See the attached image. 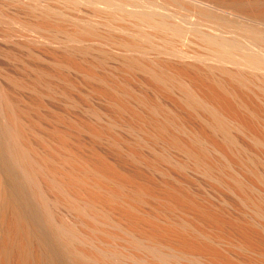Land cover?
<instances>
[{
    "label": "bare ground",
    "instance_id": "bare-ground-1",
    "mask_svg": "<svg viewBox=\"0 0 264 264\" xmlns=\"http://www.w3.org/2000/svg\"><path fill=\"white\" fill-rule=\"evenodd\" d=\"M3 1L5 3L0 4V37L6 41L24 40L31 43L32 40L44 43L45 47L56 45V49L59 48L58 45H77L79 54L85 57L92 55L100 67L107 66L109 61L117 62L120 67L117 70L114 66V71L121 69L127 77H132L128 75L131 73L140 74L167 98L175 97L179 109L187 110L189 116L206 132H197L187 124L185 118L173 111L175 108L172 110L168 104L159 102L161 97L165 98L164 95L161 94L159 100L147 99L142 95V87V93L133 90L129 84L120 82L119 78V81L112 78L108 69L104 68L107 73L105 74L111 79L107 80L105 74H102L104 77L99 71V74L93 72L92 65V68L85 69L84 59H81V62L85 67L74 59L76 64L80 65L79 69H75L76 73L80 70L81 77L83 75L86 80L104 87L100 92L102 95L113 94L118 103L120 102L111 104L118 117L116 114V118H112L102 113L106 118L105 129L109 134L103 135L95 131L91 136L97 139L105 137L115 148L121 145L123 148L126 145L139 151L147 149L150 157L145 158V161L153 170L158 171L157 173L160 172L169 178L161 172V165L169 167L172 172H178L183 179H189L190 172L206 180L212 190H216L215 193L218 191L221 196H224L222 192L233 195L237 205L236 211L249 218V227L254 229L257 236H264V0H53L57 1L54 2L57 6L64 5L57 3L67 4L65 12L77 10L81 17L72 16L70 12L71 15L66 14L64 10L59 11L62 6L57 8L58 10H55L56 6L50 8L54 7L50 6L53 5V1L49 3L51 0H48L46 5L43 3L44 7L41 6V0V3L39 0ZM4 6L18 8V11L22 9L20 12L24 11L29 17L25 16L34 17L35 20L26 22L29 20L26 18V21L22 22L23 18L20 17V20L17 16L21 14L16 12L5 15L2 11ZM6 7L5 10L8 9ZM195 42L204 53L185 49ZM2 43L4 45V42ZM38 43L35 44L38 46ZM25 47L23 49L26 50ZM105 48L106 51L103 50ZM65 54L70 56V61L74 57L71 56V51L67 50ZM71 67L65 69H72ZM135 77L132 78L136 79ZM144 81L142 85H145ZM146 87L148 86L145 85ZM66 89H63L64 95L67 94ZM160 91L158 93H161ZM249 94L255 97L257 103L250 99ZM1 95L2 93L0 103L4 100L5 105L11 108L14 105L11 106V99H5ZM39 95L36 94L37 97ZM68 95L70 93L66 99ZM136 106L143 108L148 114L147 117L135 112L134 108H138ZM128 107L132 110V116H129L131 122H127L122 116L124 112H129ZM13 108L14 106L11 109ZM14 111L15 108L13 113ZM2 113L4 114V110ZM94 113L103 120L104 117L98 111L95 110ZM16 114L14 115L18 116ZM45 115L47 118L48 115ZM7 117V123L10 120L15 124L20 116L14 117L11 114ZM25 123L22 124L24 128ZM34 124L36 125V122ZM15 125L14 127L17 126ZM27 125L31 127L32 124ZM116 126L125 129L132 142L119 138L115 132ZM6 127L0 126V264H10L12 259L13 264H264V247L249 243L244 237L242 238L246 241L238 239L239 236L234 233L215 229L216 227L212 226L214 218L211 220L206 209L198 205V202L196 204L194 200L182 195H173L171 198L175 199V202L165 196L156 195L154 191L155 194L142 188L144 181L139 186L126 178L118 177L115 168L112 169L115 172L109 173L111 176L97 170L95 165V169L89 168L79 161L80 159L70 155L72 153L75 156L78 152H70L73 148L66 152L64 149L68 154H63L58 152V148L57 152L51 150L50 148H55L53 145L47 146L49 153L44 151L47 155L44 154V157L41 154L42 158L36 152L40 158L39 162L42 161L44 165L43 168L30 157L35 150H40H34L35 146L32 145L28 148V145L32 144L30 140L27 141V147H22L18 130L15 129L16 133ZM44 137L42 138L45 140ZM241 138L247 140L251 147L243 143ZM61 139L65 142V137L63 139L62 136ZM23 142L27 143L26 140ZM170 151H174L175 156ZM91 153L94 154L93 151ZM130 154L132 152L126 156ZM110 168L108 167V170ZM36 177L41 178L46 191L53 194L54 199L50 198L52 201H49L46 192L45 196L48 198L44 197V192H40L39 189H42L43 185L38 182V178L35 181ZM128 178L130 180V177ZM171 189L177 190H173V187ZM223 201L219 202L224 204ZM63 210L69 217L60 213ZM231 219L233 220V217ZM75 221L83 228H76ZM217 223L221 224L216 222V226ZM238 227L237 223L235 228ZM231 229L232 232L235 231L233 227ZM245 234L243 232L242 235Z\"/></svg>",
    "mask_w": 264,
    "mask_h": 264
},
{
    "label": "rangeland",
    "instance_id": "rangeland-1",
    "mask_svg": "<svg viewBox=\"0 0 264 264\" xmlns=\"http://www.w3.org/2000/svg\"><path fill=\"white\" fill-rule=\"evenodd\" d=\"M40 1V0H39ZM41 1H42V3H41ZM40 1V3L42 4L41 6H43L46 2H49L48 0H45V1H43V0H41ZM53 0H51L49 3H51ZM57 2V1H53V5H50V4H48V5H50V6H54V7H50V6H48L47 5V7H50V8H55V6H56V8H55V10H58L59 8H61L60 6H62V9H60L59 11H62L63 12V10H64V12H65V9L67 8V4H65V3H57V4H64V5H56L55 3ZM5 2L3 1V0H0V4H4ZM44 3V4H43ZM46 5V4H45ZM44 5V6H45ZM43 6V7H44ZM63 6H64V8H63ZM5 7L6 6H4V9L2 10L3 11V13L5 14V15H10V14H16V13H20L21 14V16H19V14L17 15L19 18L21 17V18H23V20H21V18H20V20L22 21V22H25L26 20V18H27V20L28 21H26V22H29L30 20H32V22H33V20H35V18L33 17H30V18H28L29 16L23 11V12H20V11H22V9H19V11H18V8H14V7H6V9L8 8H10V10H5ZM58 8V9H57ZM12 9V10H11ZM15 9H16V11H15ZM54 10V9H53ZM67 10V9H66ZM69 10V9H68ZM83 10V9H82ZM9 11V12H8ZM11 11V12H10ZM14 11V12H13ZM18 11V12H17ZM16 12V13H15ZM69 12L72 14V16H75V17H77V16H79V17H81L82 15H80L81 13L80 12H78L77 10H69L68 12L66 11L65 13L67 14H69ZM183 12V11H182ZM182 12H180V13H182ZM78 13V14H77ZM71 14H69V15H71ZM183 14H185V12H183ZM182 14V15H183ZM25 15H27V16H25ZM23 16V17H22ZM31 16H33L32 14H31ZM102 30V28L100 29V31ZM115 35H117V36H122V34H118V33H115ZM5 40V41H4ZM8 40V39H7ZM9 41V42H8ZM8 41H6V39H3V38H1L0 37V91H4V92H0V94L2 93V95L1 96H3L5 99H8V100H10L11 99V101H10V103H11V106H12V104H14L13 106H14V108H15V111H14V113H13V110H14V108L13 109H11L10 107H7L6 105H5V103H4V100L0 103V110H4V114L2 113V111H0V114H1V116H0V124L1 125H3V127H6V128H9V129H11L12 131L14 130L15 132H16V130H18L17 132L21 135V137H20V135H19V137H20V141H19V143L20 142H22V144H21V146L22 145H26V144H29L28 142H29V140L32 142V144H29L28 146V148H30V145H32L33 147L35 146V148H34V150L36 149V148H38L40 151H42V152H40V151H38V150H35V152H33V147H31V152H33L32 154H30V157H31V159H34V162L36 163V161H37V163L36 164H40V166L42 165V167L44 168V165H43V163H42V161H40L39 162V159L40 158H42V155H44V154H46V152H47V154L49 153L47 150V146H49V147H52L51 145H53V147H55V148H50L51 150H54V151H56L57 152V148H58V152H60V153H63L64 152V149H65V152L66 151H69V148H73V150H75V151H73L72 149H70L71 151L70 152H80V154L77 152V154H75V156L72 154V153H70V155L71 156H73V157H75L76 159H80L79 161H82V163L84 162V164L85 165H87L89 168H93V169H95V168H97V170H101V172H103L104 174H108V175H110L111 176V174L113 173V172H115L114 170H112V169H114L115 168V170H116V172H118V173H115L118 177L119 176H121V177H123V178H126L128 181H130V182H132V184H135V185H139V186H141L140 184H142L143 183V181H144V183L142 184L143 186H142V188H144L145 190H147V191H150V192H155L156 193V195H159V196H165V198H167V199H169V200H171V201H174L175 202V199H173V198H171V197H173V195H179V196H181L182 195V197H184V196H186L185 198H187V199H192V200H194L195 202H196V204H198V205H201L202 207H203V209L205 208L206 210V213H207V215H208V217H211L210 219L211 220H213L212 218H214V220L215 221H212V222H214L213 224H215V226L212 224V226L215 228V229H221V231L222 232H226V233H234V235H236V236H239V237H237L238 239H242V240H244V241H246L245 239H247V242H249V243H253V244H259V246H261V247H264V236L262 235H260V234H258V236H257V234L255 233V231H254V229L250 226L249 227V225L251 224L250 222V220H249V218H247L245 215L243 216V214L241 213H239L238 212V210L236 211V208H237V205L235 204L236 203V200H235V197L232 195L231 196V194H229L228 193V195L225 193V192H222V195H224V196H221L219 193H221V192H219L218 193V191H217V193L220 195H218L217 193H215L216 192V190L214 189V190H212L213 188H211L207 183V181L205 180L204 181V179H202L200 176H197V175H194V174H192V173H188L189 175V179H183V178H181V176H180V174L178 173V172H176V171H174L173 170V172H172V169H170L169 167H163L164 165H161L162 167H160L161 168V172H164L165 174H167L168 176H169V178L168 177H165V176H163L160 172V174L159 173H157L158 171H156V170H153L149 165H148V162H146L145 161V158L147 159L148 157H150V154L148 153V151H147V149L145 150V149H143V150H134V148H132L131 146H126V145H124L123 146V148H122V145L119 147V148H115V147H113V146H111L108 142H107V140H106V138L104 137L103 139H97V138H95L94 136H91V134L92 133H95V131L97 132V133H102L103 135H108L109 134V131L107 130V129H105L106 128V123H105V116H103V114L104 115H108L109 117H112V118H116V116L118 117V115H117V111H115V109H113V107L111 106V104H113V102L114 103H118V99L113 95V94H108L107 93V96H106V94H101L100 92H101V90L102 89H104V87H102L100 84H98V83H95V82H93V81H90V80H86L85 79V77L82 75V77H84L83 79H82V77H81V74H82V72L80 71V70H77V71H79L78 73H76L75 72V69H79L78 68V66H80V65H77L76 64V60H77V62H80L79 64H83V63H85V64H83V65H85V66H83L82 65V67H85V69H87V67H88V69L91 67L92 68V66L94 67V68H92V71L93 72H95L96 74H99V73H101L100 75H102V74H105L106 73V71H104V68H105V70H107V71H109L108 72V74H110V75H112V78H114V79H116V81H119L118 80V78L120 79V82H123V83H126V84H129V86L133 89V90H136V91H139L140 93H142V90H143V93H142V95H144L147 99H151V100H153L154 98L155 99H157V100H159L160 99V97L162 96V95H164L165 96V98L167 99H165V98H163V97H161V99L159 100V102H161L162 101V103L164 104V105H166V104H168L167 106H169V108L170 109H174L173 111L174 112H178L177 114L179 115V116H181L184 120H187L186 122H187V124L188 125H190L191 127H193L197 132L200 130V132H206V130L202 127V126H200V124L196 121V120H194L193 118H191V116H189V112L187 111V110H185V109H183L182 108V110H181V108L179 109V105H177L178 103H177V101L175 100L176 98L174 97L173 98V96H171V97H168L167 98V96L164 94V93H162L160 90H158L154 85L152 86V84L149 82V81H147L143 76H141L140 74L138 75L137 73H131V74H128V75H130V76H132V77H135L136 76V74H137V76L135 77L136 79H139V78H141L140 80H136V79H134V78H132V77H127V75L122 71L121 72V69H120V71H117V70H119V67L120 66H118V64H117V62H111V61H109L108 62V65L107 66H105L104 68H102V67H100L95 61H94V59H93V57H92V55H89V56H87V57H85L83 54H79V48L77 47V45H71V47L75 50V53H74V50L73 49H70L71 47L70 46H62V47H60V45H58L57 46V48L59 47V48H62V49H56L55 47H56V45H55V47L53 46V45H47L46 47H45V45H43L44 43H41V42H34V41H32L31 40V43H30V41H24V40H12V42H11V40H8ZM23 43H22V42ZM2 42H4V45H3V43ZM7 42V43H6ZM15 42V43H14ZM28 44H27V43ZM34 42V43H33ZM29 43H30V45H29ZM35 43H38V46H37V44H35ZM6 44V45H5ZM8 44V45H7ZM19 44H21V45H19ZM23 44V45H22ZM25 44H27V45H25ZM28 46V47H30V49L28 48V47H25V46ZM8 46V47H7ZM10 46V47H9ZM14 46H16V47H14ZM22 46V47H21ZM43 46H44V48H43ZM52 46V47H51ZM7 47V48H6ZM26 48V50L25 49H23V48ZM34 47V49H32ZM35 47H36V49H35ZM42 47V48H41ZM50 47V48H49ZM70 47V48H69ZM11 48V49H10ZM20 48V49H19ZM38 49H41V50H38ZM68 51H71L72 52V55L71 56H73L74 55V57H72V58H70V59H72L73 60V63H72V60L70 61L69 60V57L70 56H67V54H65L66 52H67V50ZM186 50H188V51H192V52H198V53H204V50L201 48L200 49V46H199V44L197 43V42H195V44H192L191 46H189L188 48H185ZM30 50V51H29ZM33 50V51H32ZM52 50V51H51ZM62 50V51H61ZM103 50H105L106 51V48L105 49H103ZM45 51V52H44ZM56 51H57V53H56ZM32 54H31V53ZM52 52H55V54L53 53L52 54ZM60 52H62V53H60ZM94 53H95V51H93ZM40 53V54H39ZM48 53V54H47ZM29 54H31V56L29 55ZM38 54H39V56H38ZM59 54V55H58ZM63 54V55H62ZM44 55V56H43ZM46 55V56H45ZM48 55H49V57H48ZM51 55V56H50ZM34 56V57H33ZM60 56V57H59ZM29 57V58H28ZM62 57V58H61ZM64 57V58H63ZM66 57V58H65ZM32 60H31V59ZM36 58V59H35ZM40 58V59H39ZM44 58V59H43ZM60 58V59H59ZM88 58V59H87ZM64 59H66V60H64ZM74 59H76V60H74ZM84 59V61H86L87 62V65H86V62H81L82 60ZM86 59V60H85ZM33 60H35V61H33ZM41 60H43V62L41 61ZM60 60V61H59ZM64 60V61H63ZM67 60H69V61H67ZM52 61H54V62H52ZM90 61V62H89ZM28 62V63H27ZM36 62V63H35ZM33 63V64H32ZM90 63V64H89ZM188 63V62H187ZM58 64V65H57ZM67 64H69L68 66H67ZM74 64V65H73ZM117 64V65H116ZM32 65H34V66H32ZM49 65H50V67H49ZM52 65V66H51ZM60 65V67H62V69L60 68V67H58ZM77 67H76V66ZM90 65H92V66H90ZM97 65V66H96ZM109 65H110V67H109ZM112 65V66H111ZM43 66V67H42ZM65 66V67H64ZM71 67L72 69H70V68H67V70H68V72H67V70L65 69L66 67ZM114 66H115V68L117 69L116 71H114ZM31 67V68H30ZM48 67V68H47ZM96 67V68H95ZM99 68V70H98V68ZM106 67H108V68H106ZM113 67V68H112ZM33 69V70H32ZM74 69V70H73ZM95 69V70H94ZM103 71H101V70ZM41 70V71H40ZM58 70V71H57ZM60 70H62V71H60ZM32 71V72H31ZM37 72V74H36V72ZM64 71V72H63ZM98 71H99V73H98ZM40 72V73H39ZM52 72V73H51ZM111 72H113V73H111ZM117 72V73H116ZM47 75H46V74ZM48 73H50V74H48ZM63 75H62V74ZM58 74V75H57ZM107 74V73H106ZM105 74V75H106ZM118 74V75H117ZM133 74V75H132ZM50 75V76H49ZM105 75H102V76H104L105 77ZM115 75V76H114ZM121 75V76H120ZM34 76V77H33ZM64 76V77H63ZM107 76V75H106ZM119 76V77H118ZM127 77V78H125V77ZM15 77V78H14ZM33 77V78H32ZM41 77V78H40ZM63 77V78H62ZM67 77V78H66ZM109 77V78H108ZM122 77H124L123 79H122ZM8 78H10V79H8ZM17 78V79H16ZM36 78V79H35ZM44 78V79H43ZM63 80H62V79ZM65 78H66V80H65ZM107 80H109L110 79V76L108 75L107 77ZM143 78V79H142ZM11 79H12V82L10 83V81H11ZM40 79V80H39ZM43 79V80H42ZM68 79V80H67ZM128 79V80H127ZM144 79H145V81H144ZM16 80V81H15ZM42 80V81H41ZM45 80H46V82H45ZM111 80V79H110ZM123 80V81H122ZM135 80V81H134ZM7 81H8V83H7ZM33 81H35V82H33ZM40 81V82H39ZM43 81H44V83H43ZM65 81V82H64ZM70 81V82H69ZM88 81V82H87ZM90 81V82H89ZM128 81V82H127ZM140 81V82H139ZM145 82V85H147L148 87H146L145 88V85L143 84L142 85V82ZM14 82V83H13ZM16 82H18L17 84H16ZM84 82V83H83ZM139 84H138V83ZM150 83L149 85H148V83ZM32 83V84H31ZM40 83H41V85H40ZM46 83V84H45ZM50 83V84H49ZM53 83V84H52ZM71 83H73V84H71ZM93 83H95V84H93ZM130 83H131V85H130ZM25 84V85H24ZM28 84H30V85H28ZM43 84V85H42ZM19 85V86H18ZM51 85V86H50ZM55 85V86H54ZM140 85V86H139ZM142 85V86H141ZM152 86V87H151ZM29 87V88H28ZM32 87H34V89L32 88ZM54 87V88H53ZM72 87V88H71ZM99 87V88H98ZM102 87V88H101ZM141 87H142V90L140 91V89H141ZM49 88H51V90L49 89ZM55 88H57V90L55 89ZM58 88H59V90H58ZM62 88V89H61ZM67 88V89H66ZM69 88H70V90H69ZM98 88V89H97ZM144 88V89H143ZM148 88H150V89H148ZM3 89V90H2ZM30 89V90H29ZM36 89H38V91L36 90ZM63 89H66V93L68 94V93H70V95H68L69 97H68V99H66L67 98V94L66 95H64L65 94V90H63ZM73 89V90H72ZM153 89V91H151ZM33 90V91H32ZM145 90V91H144ZM148 90V91H147ZM37 91V92H36ZM41 91V92H40ZM43 91V92H42ZM54 91H56V92H54ZM62 91V92H61ZM71 91V92H70ZM72 91H73V93H72ZM158 91H160L161 93H158ZM36 92V93H35ZM54 92V93H53ZM58 92V93H57ZM62 94H61V93ZM64 92V93H63ZM157 92V93H156ZM5 93V94H4ZM39 93H42L43 95H39ZM46 93V94H45ZM94 93V94H93ZM148 93V94H147ZM153 93H155V94H153ZM36 94L37 95H39L38 97L36 96ZM45 94V95H44ZM57 96H56V95ZM72 94V95H71ZM79 94V95H78ZM156 94H157V97L158 98H156ZM162 94V95H161ZM7 95H9V97L6 96ZM51 95V96H50ZM111 95V96H110ZM160 95V96H159ZM13 98H15V99H12V97ZM71 96H72V98H71ZM73 96H74V98H73ZM80 96H82V97H80ZM85 96V97H84ZM151 98H150V97ZM249 96H250V99L253 101L254 100V102H256L257 103V100L255 99V97L253 96V95H251V94H249ZM17 97V98H16ZM43 97V98H42ZM61 97V98H60ZM79 97V98H78ZM108 97H110V98H108ZM252 97V98H251ZM19 98V99H18ZM40 98V99H39ZM174 100H173V99ZM62 99H63V101H62ZM82 99H84V100H82ZM88 99V100H87ZM108 99V100H107ZM110 99V100H109ZM112 99V100H111ZM170 100V102H168L169 100ZM36 100L38 101V102H36ZM44 100H45V102H44ZM69 100V101H68ZM166 100V101H165ZM13 101V102H12ZM15 101V102H14ZM18 101V102H17ZM43 101V102H42ZM71 101H73V102H71ZM76 101V102H75ZM116 101V102H115ZM172 101V102H171ZM173 101L175 102L176 101V103H173ZM40 102V103H39ZM75 102V103H74ZM164 102H166V103H164ZM36 103V104H35ZM38 103V104H37ZM74 105H73V104ZM77 103V104H76ZM120 103V102H119ZM118 103V104H119ZM171 103H173V104H171ZM21 104V105H20ZM40 104V105H39ZM110 104V105H109ZM3 105V107L1 108V106ZM18 105V107L20 108V109H17L18 107H16V106ZM43 105V106H42ZM71 105H73L72 107H71ZM86 105V106H85ZM27 106V107H26ZM37 106V108L35 109V107ZM38 106H39V108H38ZM178 106V109L179 110H181V111H179L178 109H176V107ZM22 107V108H21ZM136 107H138V106H136ZM4 108V109H3ZM8 108H9V110H8ZM71 108V109H70ZM94 110H93V109ZM98 108V109H97ZM130 107H128V113H126V112H124V113H126V114H122V116H123V119H125L126 118V121L127 122H131V119L129 118V116L131 117L132 116V110H131V108L129 109ZM139 109H140V107H138ZM138 108H134V109H136V111L135 112H138V114L139 115H141V116H143V117H147V115L148 114H146V111L145 110H143V108L142 109H140L139 111L137 110ZM24 109H26V110H24ZM28 109H30V110H28ZM38 109V110H37ZM90 109V110H89ZM93 111H92V110ZM10 110L12 111V112H10ZM18 110H21V112L20 111H18ZM39 110H40V112H39ZM56 110V111H55ZM98 111L101 115H102V117H104L103 118V120L102 119H99L98 118V116L94 113V111ZM108 110V111H107ZM113 110V111H112ZM178 110V111H177ZM17 111V112H16ZM25 111V113H27V115L25 114V113H23ZM27 111V112H26ZM91 111L93 112V113H91ZM107 113H106V112ZM127 111V110H126ZM142 111L145 113H142ZM7 112V113H6ZM8 112L10 113V114H8ZM18 114V116H15L14 114H16V113ZM105 112V113H104ZM114 112H116V113H114ZM141 112V113H140ZM103 113V114H102ZM130 113H131V115H130ZM188 113V114H187ZM13 115L14 117H22V119L19 117V118H17V119H20L19 121L16 119V123H17V121H18V123L15 125L14 123V125L16 126V127H14V125L10 122V120H8V123L5 121L6 119H9L7 116L8 115ZM16 114V115H17ZM20 114V115H19ZM22 114H24V115H22ZM48 115L47 116V118L46 117H44V115ZM61 114V115H60ZM65 114V115H64ZM94 114H95V117H94ZM110 114V115H109ZM115 114H116V116H115ZM143 114V115H142ZM45 115V116H46ZM53 115V116H52ZM57 115V116H56ZM113 115V116H112ZM146 115V116H145ZM65 116V117H64ZM97 116V117H96ZM190 117V119L189 118H187V117ZM5 117V118H4ZM43 117L45 118V119H43ZM55 117V118H54ZM31 118V119H30ZM50 118V119H49ZM59 118V119H58ZM55 119V120H54ZM70 119V120H69ZM189 119V120H188ZM21 120H22V122H21ZM31 122H30V121ZM42 120V121H41ZM41 121V122H40ZM46 121V122H45ZM60 121V122H59ZM66 121H68V122H66ZM6 122V123H5ZM19 122H21L20 124H19ZM26 122V123H25ZM30 122V123H29ZM36 122V125L34 124ZM40 122V123H39ZM49 122V123H48ZM73 122H75L74 124H73ZM82 122V123H81ZM193 122V124H191ZM4 123V124H3ZM10 123V124H9ZM23 123H25V128H24V126L22 125ZM52 123V124H51ZM57 123V124H56ZM89 123V124H88ZM12 124V125H11ZM19 124V125H18ZM27 124H32V125H30L31 127H29ZM39 124V125H38ZM70 124V125H69ZM72 124H73V126H72ZM77 126H76V125ZM85 126H84V125ZM87 124L88 125H90V127L92 128L93 126H94V128H90L89 129V127H87ZM100 124H102V125H100ZM199 124V125H198ZM0 125V126H1ZM6 125V126H5ZM23 127H22V126ZM28 127H27V126ZM34 125V126H33ZM79 125V126H78ZM12 128H11V127ZM19 126H21V128H19ZM43 126V127H42ZM197 126V127H196ZM199 126V127H198ZM28 129H27V128ZM46 127V128H45ZM79 127H81V128H83L84 127V129L82 130V129H80ZM14 128V129H13ZM43 128V129H42ZM57 128V129H56ZM73 128H75V129H73ZM121 127H118L117 128V126L115 127V132H116V134L118 135V137L119 138H125L124 140H128V141H130L131 140V138H130V136H129V134H127V132H126V130L125 129H120ZM125 128V127H124ZM203 128V129H202ZM16 129V130H15ZM22 129H25V131L24 130H22ZM29 129H34L33 131L32 130H29ZM48 129V130H47ZM59 129V130H58ZM61 129V130H60ZM73 129V130H72ZM29 130V131H28ZM45 132H44V131ZM51 130V131H50ZM78 130V131H77ZM82 132H81V131ZM205 130V131H204ZM27 131V132H26ZM34 131H35V133H34ZM53 131V132H52ZM57 131V132H56ZM80 131V132H79ZM94 131V132H93ZM16 132V133H17ZM59 132H62V134L61 133H59ZM66 133V135H65V133ZM85 132V133H84ZM87 132V133H86ZM30 133V134H29ZM34 134V136H33V134ZM37 133V134H36ZM51 133V134H50ZM68 133V134H67ZM108 133V134H107ZM28 134V135H27ZM32 134V135H31ZM53 134V135H52ZM57 134V135H56ZM31 135V136H30ZM37 135V136H36ZM40 135V136H39ZM42 135V136H41ZM36 136V137H35ZM39 136V137H38ZM45 136V137H44ZM55 136V137H54ZM62 136H63V139H64V137H65V142H63V140L61 139L62 138ZM38 137V138H37ZM41 137V138H40ZM42 137H44L45 138V140L42 138ZM58 137H59V139H58ZM94 137V138H93ZM36 138V139H35ZM130 138V139H129ZM50 139V140H49ZM62 141H61V140ZM67 139V140H66ZM23 140H26V142L27 143H24L23 142ZM41 140V141H40ZM42 140H43V142L44 141H46V142H44L46 145H44L43 144V142H42ZM56 140V141H55ZM240 140H242V138L240 139ZM50 141V142H49ZM58 141H59V143H58ZM105 143H104V142ZM243 141V143H245V144H247V146H250L251 147V145H250V143H248L247 142V140H245V139H243L242 140ZM30 142V143H31ZM37 142H40V143H38L37 144ZM49 142V143H48ZM61 142H62V144H61ZM67 142H68V144H67ZM130 142H132V141H130ZM36 143V144H35ZM52 143V144H51ZM41 144V145H40ZM47 144H49V145H47ZM67 144V145H66ZM66 145V146H65ZM69 145H70V147H69ZM73 145V146H72ZM108 145V146H107ZM24 146H22V147H24ZM40 146V147H39ZM46 147V148H44V147ZM79 146V149L77 150V147ZM26 147H27V145H26ZM63 147V148H62ZM76 147V148H75ZM82 147V148H81ZM60 148L61 149H63V150H60ZM68 148V150H66ZM43 149V150H42ZM46 149V150H45ZM83 150V151H82ZM114 150V151H113ZM44 151H46V152H44ZM62 151V152H61ZM94 152V154H96V155H94L93 153H91V152ZM135 151V152H134ZM143 151V152H142ZM30 152V153H31ZM39 153V156H40V158H39V156H37L38 154L37 153ZM64 152V153H65ZM129 152L131 153L132 152V154H130V156L129 155H127L126 156V154H129ZM135 154H137V155H134L133 156V154L134 153ZM140 152H142V154L140 153ZM171 153H173L172 155L173 156H175V152L174 151H170ZM63 153V154H64ZM143 153H145V154H143ZM34 154V155H33ZM42 154V155H41ZM46 154V155H47ZM65 154H68V152L67 153H65ZM123 154V155H122ZM147 154V155H146ZM33 155V156H32ZM89 155V156H88ZM120 155V156H119ZM141 155V156H140ZM142 155H144V156H142ZM103 156V157H102ZM137 156V157H136ZM178 156V155H177ZM176 156V157H177ZM32 157H34V158H32ZM44 157H45V155H44ZM80 157V158H79ZM96 157V158H95ZM100 159H99V158ZM135 157V158H134ZM144 157V158H143ZM36 158V159H35ZM87 158V159H86ZM89 158V159H88ZM125 158V159H124ZM126 158H127V160H126ZM139 160H137V159ZM140 158V159H139ZM141 158H143V159H141ZM178 158H179V156H178ZM38 159V160H37ZM91 159V160H90ZM101 159L103 160V161H101ZM130 159H132V160H130ZM136 159V160H135ZM36 160V161H35ZM130 160V161H129ZM133 161V162H132ZM135 161V162H134ZM103 162H105V164H103ZM138 162H141L140 164L138 163ZM144 162H146V163H144ZM144 164H145V166H144ZM93 165H95V168H94V166ZM102 165H103V167H102ZM105 165V166H104ZM147 165V166H146ZM96 166H98V167H96ZM110 168L109 170H108V167ZM41 167V168H42ZM113 167V168H112ZM99 168H101V169H99ZM103 168H106L105 170L103 169ZM149 168H151V169H149ZM164 168H165V170H164ZM163 170V171H162ZM171 172H170V171ZM106 171V172H105ZM110 171V172H109ZM170 172V173H169ZM175 172V173H174ZM109 173H111V174H109ZM175 175H174V174ZM114 174V175H115ZM122 174V175H121ZM171 174H172V176H171ZM177 174V175H176ZM115 175V176H116ZM179 175V176H178ZM161 176H163V177H161ZM194 176V177H193ZM128 177H130V180H129V178ZM176 178L175 180H177L176 182L174 181V178ZM178 177V178H177ZM180 177V178H179ZM38 177H36L35 178V181H36V179H37ZM133 178H135V179H133ZM172 178V179H171ZM39 179V183L41 184V185H43V188H44V191H43V188L42 189H39L40 190V192H44L43 194H44V197H46V196H48L49 197V201L53 198L54 199V196H53V194H51V192L50 191H46V187H44L45 186V183H44V181L41 179V178H38ZM37 179V180H38ZM197 179V180H196ZM164 180V181H163ZM166 180V181H165ZM187 180H189V181H187ZM203 180V181H202ZM142 182V183H141ZM168 182V183H167ZM172 182V183H171ZM199 182V183H198ZM203 182V183H202ZM35 183H37V182H35ZM38 183V184H39ZM152 183V184H151ZM180 183H182V185L180 184ZM186 183V184H185ZM39 184V185H40ZM165 184L166 185H168V186H165ZM175 184H176V186H175ZM191 184V185H190ZM37 185V184H36ZM38 185V186H39ZM40 185V186H41ZM146 187H145V186ZM199 185V186H198ZM39 186V187H40ZM170 186V187H169ZM181 186H183V187H181ZM191 186V187H190ZM38 187V188H39ZM42 187V186H41ZM164 187V188H163ZM167 187V188H166ZM171 187H173V190L176 188L177 190H174L175 192L176 191H178V192H176V193H174V191H172V189H171ZM188 187V188H187ZM147 188V189H146ZM149 188V189H148ZM169 188H170V190H169ZM159 189V190H158ZM162 189V190H161ZM166 189H168V190H166ZM157 190V191H156ZM182 190H183V192H182ZM188 190V191H187ZM169 191H172V192H169ZM215 191V192H214ZM45 192H46V196H45ZM153 192V193H154ZM159 194H158V193ZM164 194H162V193ZM168 193L167 195H169V196H167V195H165L166 193ZM51 194V196H50V194ZM154 193V194H155ZM174 193V194H173ZM180 193V194H179ZM187 193H188V195H187ZM195 193V194H194ZM215 193V194H214ZM225 193V194H224ZM171 194V195H170ZM186 194V195H185ZM200 195V196H199ZM198 196H199V198H198ZM226 196V197H225ZM228 196V197H227ZM48 197H46V198H48ZM191 197V198H190ZM202 199H201V198ZM51 198V199H50ZM195 198V199H194ZM225 198V199H224ZM230 198V199H229ZM234 198V199H233ZM52 199V200H53ZM200 199V200H199ZM205 199V200H204ZM223 199H224V201H225V203L224 204H221V202H219V201H223ZM51 200V201H52ZM204 201V202H203ZM223 201V202H224ZM227 201V202H226ZM234 201V202H233ZM198 202V203H197ZM201 203V204H200ZM209 203V204H208ZM229 205H228V204ZM234 204V205H233ZM233 206V207H232ZM235 208V209H234ZM204 211V212H205ZM64 212V213H63ZM225 214H224V213ZM61 214H63V215H65L66 217H69V214L68 213H66L64 210L62 211V212H60ZM212 215H213V217H212ZM225 215V216H224ZM241 215H242V217H241ZM188 217H190V216H188ZM220 217V218H219ZM223 217V218H222ZM231 217H233V220L231 219ZM245 217H246V219H245ZM192 218V217H191ZM191 218H189L190 220H191ZM197 218H199L200 219V217H197ZM218 218V219H217ZM224 218H226V219H224ZM235 218V219H234ZM237 218V219H236ZM193 219V218H192ZM216 219L218 220V221H216ZM223 219V221L225 222V220H226V222L225 223H222L223 221H221ZM231 219V220H230ZM241 219V221L242 222H245L244 223V225L243 224H241L242 222L241 221H238V220H240ZM220 220V221H219ZM228 220V221H227ZM246 220V221H245ZM234 222L235 221V223H231V222ZM238 221V222H237ZM216 222H220L221 224H219V223H217V226H216ZM241 222V223H240ZM249 222V223H248ZM75 223V225H79V227H77L76 226V228H78L79 230H80V228L82 227V225L79 223V222H77V221H75L74 222ZM201 223H203L202 221H201ZM237 223H238V226L239 227H241L240 229H238V228H235L236 226H237ZM219 224V225H218ZM233 226H232V225ZM230 226V227H229ZM243 226V227H242ZM244 226H246V228H244ZM226 229H225V228ZM233 227V229L236 231V233H235V231H233L232 232V228ZM83 228V227H82ZM81 228V229H82ZM228 228V229H227ZM237 229V230H236ZM248 229H251V230H248ZM225 230H227V231H225ZM245 230H247V232H245ZM253 230V231H252ZM218 231H220V230H218ZM231 231V232H230ZM242 231V232H241ZM252 231V232H251ZM243 232H244V234L245 235H242L243 234ZM254 232V233H253ZM252 233V234H251ZM248 234V235H247ZM254 234H256V235H254ZM253 235L254 236H256V238L255 237H253ZM248 236V237H247ZM252 236V238H250ZM242 237H244V238H242ZM263 240H262V239ZM252 239V240H251ZM255 240H257V242L255 241ZM254 241V242H253ZM261 243V244H260ZM11 260V259H10ZM14 260L12 259L11 260V262H10V264H13L14 262H13Z\"/></svg>",
    "mask_w": 264,
    "mask_h": 264
}]
</instances>
